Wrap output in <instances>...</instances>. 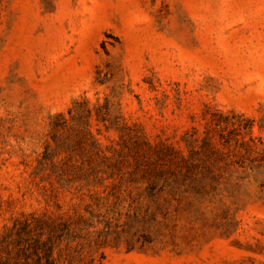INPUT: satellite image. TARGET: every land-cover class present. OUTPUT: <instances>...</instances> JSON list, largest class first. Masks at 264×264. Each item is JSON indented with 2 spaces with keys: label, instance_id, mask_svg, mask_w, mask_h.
I'll return each mask as SVG.
<instances>
[{
  "label": "rangeland",
  "instance_id": "374dc122",
  "mask_svg": "<svg viewBox=\"0 0 264 264\" xmlns=\"http://www.w3.org/2000/svg\"><path fill=\"white\" fill-rule=\"evenodd\" d=\"M0 264H264V0H0Z\"/></svg>",
  "mask_w": 264,
  "mask_h": 264
}]
</instances>
